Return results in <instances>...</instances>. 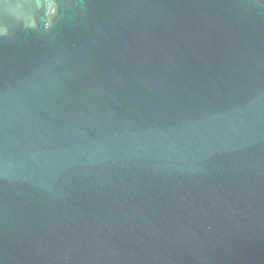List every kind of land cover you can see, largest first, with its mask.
Wrapping results in <instances>:
<instances>
[{"label":"water","instance_id":"1","mask_svg":"<svg viewBox=\"0 0 264 264\" xmlns=\"http://www.w3.org/2000/svg\"><path fill=\"white\" fill-rule=\"evenodd\" d=\"M0 264H264V0H0Z\"/></svg>","mask_w":264,"mask_h":264}]
</instances>
